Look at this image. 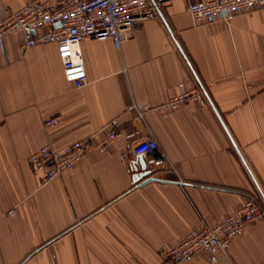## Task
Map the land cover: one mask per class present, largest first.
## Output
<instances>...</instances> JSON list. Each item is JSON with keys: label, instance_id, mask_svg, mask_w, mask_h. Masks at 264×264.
<instances>
[{"label": "crops", "instance_id": "obj_1", "mask_svg": "<svg viewBox=\"0 0 264 264\" xmlns=\"http://www.w3.org/2000/svg\"><path fill=\"white\" fill-rule=\"evenodd\" d=\"M22 1L0 0V18ZM186 4L169 0L119 49L83 40L80 89L64 79L54 44L24 50L21 32L5 52L0 44V264H159L161 245L250 196L262 217L225 253L177 264H264V8L196 25ZM184 88L203 98L165 107ZM112 119L120 136L106 150L46 183L33 172L40 146L101 140ZM146 132L158 148L135 156ZM139 160L162 181L134 180Z\"/></svg>", "mask_w": 264, "mask_h": 264}, {"label": "built area", "instance_id": "obj_2", "mask_svg": "<svg viewBox=\"0 0 264 264\" xmlns=\"http://www.w3.org/2000/svg\"><path fill=\"white\" fill-rule=\"evenodd\" d=\"M168 1L23 0L0 18V44L5 52V38L17 32L24 34V50L36 45L54 44L64 79L75 89H80L88 80L80 43L86 39L110 40L114 48L119 49L123 42L135 35L138 21L160 17V8ZM186 8L196 25L210 21L229 22L235 14L264 8V0H187ZM201 98V92L184 88L165 107L175 109L186 100ZM134 109L142 119L145 108L134 106ZM59 122L60 118L54 117L45 124L52 126ZM105 128H108L106 136L98 141L84 138L61 149L48 144L40 146L29 156L33 172L46 183L72 170L88 151L106 150L120 136L118 120L112 119L104 125ZM157 148L156 139L146 132L136 137L130 151L140 156L153 153ZM126 154L121 153L122 161H125ZM261 217L262 210L256 198H250L242 207L214 223L200 219L177 242L159 247V264L188 263L200 251L207 252L208 259L212 260L215 255L226 252L230 239L240 235L248 223Z\"/></svg>", "mask_w": 264, "mask_h": 264}, {"label": "water", "instance_id": "obj_3", "mask_svg": "<svg viewBox=\"0 0 264 264\" xmlns=\"http://www.w3.org/2000/svg\"><path fill=\"white\" fill-rule=\"evenodd\" d=\"M161 13V12H160ZM236 151L237 150V147L235 146V144L233 143ZM141 156V155H140ZM146 164L144 162H142V160H139V168L140 170H138V168L136 167V165L133 166V170H134V174H133V179L134 180H140L144 177V180L141 182V184H144V183H147L149 181H162L161 179L159 178H153V177H150L149 174H150V171L146 168Z\"/></svg>", "mask_w": 264, "mask_h": 264}, {"label": "trees", "instance_id": "obj_4", "mask_svg": "<svg viewBox=\"0 0 264 264\" xmlns=\"http://www.w3.org/2000/svg\"><path fill=\"white\" fill-rule=\"evenodd\" d=\"M207 187V186H206ZM250 198H251V196H250Z\"/></svg>", "mask_w": 264, "mask_h": 264}]
</instances>
